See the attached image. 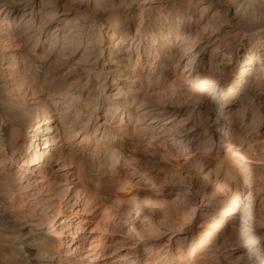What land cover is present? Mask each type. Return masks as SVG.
I'll return each instance as SVG.
<instances>
[{
	"label": "rangeland",
	"instance_id": "1",
	"mask_svg": "<svg viewBox=\"0 0 264 264\" xmlns=\"http://www.w3.org/2000/svg\"><path fill=\"white\" fill-rule=\"evenodd\" d=\"M8 14L28 32L0 23V264H188L208 238L217 264H264V0H0ZM58 113L54 154L29 165L45 141L17 155L22 134Z\"/></svg>",
	"mask_w": 264,
	"mask_h": 264
},
{
	"label": "bare ground",
	"instance_id": "2",
	"mask_svg": "<svg viewBox=\"0 0 264 264\" xmlns=\"http://www.w3.org/2000/svg\"><path fill=\"white\" fill-rule=\"evenodd\" d=\"M26 19L24 18V14L22 15H6L4 17V19L0 20V23L2 25V28L4 31L8 32V34H10L11 36L15 35L14 31L15 30H21L19 33H20V37H25L28 32V29L25 30L24 29V26H26V23H25ZM25 23V25H24ZM145 24V23H144ZM80 27V26H79ZM78 27V28H79ZM78 28H72V32H80V30H78ZM143 29V28H142ZM160 29V28H159ZM139 31V30H138ZM112 37H115V34L112 36ZM157 37V36H156ZM17 38V37H16ZM154 39V38H153ZM152 40V39H151ZM164 40V39H163ZM169 40V39H167ZM103 41V40H102ZM167 42V41H166ZM89 43V42H88ZM138 48V47H137ZM136 48V49H137ZM122 51V50H121ZM140 53V52H139ZM142 54V53H141ZM144 58V57H143ZM142 58V59H143ZM141 63V56L137 59V62L136 64L134 65V67H132L133 70H136V66L140 65ZM139 67V66H138ZM252 69V68H251ZM140 70V69H139ZM260 70V69H259ZM258 70V71H259ZM256 71L255 70H250L249 71V76H252V74ZM139 72V71H138ZM254 75V74H253ZM70 91V90H69ZM69 94L72 95V97L75 95L73 93L68 92L66 91L63 95V97L65 96H68ZM128 104V103H127ZM52 107V104L51 106ZM128 107V106H127ZM130 109V108H129ZM132 109V108H131ZM58 118H50V119H47L44 123V125L39 129V132L36 134H34L33 130H31L30 127H27L25 132L22 134V138H21V141L17 143V150H16V153L17 155L21 154L24 152V150H29V145L30 144H33L34 140H36V138L39 136L42 138H44V147L42 149H38L36 150V160L33 161L32 163H30L29 165H33V164H36L37 160L38 161H43V159H45L46 155L47 156H52L54 153L52 152V148L56 147L57 145H59L58 143V139L59 137H57L60 133H61V128L59 127V124L57 125L56 122L58 121H61L63 122V114H57ZM190 116V115H189ZM194 116H191L189 117L188 119H192ZM197 118V116L195 117ZM64 126V133H69V137H72V135H74L73 137H76L78 136L80 133H84V131L80 130L78 132L74 131V130H69V126H65V124H63ZM255 125V124H254ZM58 134L57 136H54L55 134ZM7 131H6V128L4 127L3 128V124H1L0 122V151H3L5 153L6 150H2L4 149L3 146H5V143H6V137H7ZM67 136V135H66ZM85 135H83L81 138H82V142L84 143H88L89 142V136L86 137L84 139ZM110 138V137H109ZM92 140V139H91ZM36 142V141H35ZM92 142V141H91ZM210 142V141H209ZM30 143V144H29ZM37 143V142H36ZM203 144V143H202ZM87 145V144H86ZM7 147V146H6ZM39 147V146H37ZM109 147V146H108ZM7 152V151H6ZM115 152H113L114 154ZM9 156H12V158L14 157V153L13 151L12 152H8L7 153ZM4 162V159H0V165H2ZM23 173H28V170H24ZM33 173V172H32ZM21 179V178H20ZM59 214V213H58ZM50 222L49 225L51 227V229L54 231H56L57 229V226H56V221H53V220H49ZM67 224V223H66ZM65 224V225H66ZM71 225V224H70ZM64 227L63 225L61 226V228ZM67 228V227H66ZM72 228H70L69 230H71ZM67 230V229H66ZM65 230V231H66ZM54 231V232H55ZM59 231V230H58ZM64 231V232H65ZM63 232V233H64ZM62 232H55L54 234H61ZM62 233V234H63ZM77 233V232H76ZM58 236V235H57ZM61 236V235H60ZM65 236V235H64ZM53 237V236H52ZM74 237V236H73ZM77 238V237H76ZM52 239V238H51ZM61 239V238H60ZM75 240V239H74ZM214 239H211V238H208V239H200V240H197L193 243H191L189 246H190V249L189 251L191 252V256H190V260H188V264H217V258H216V255H215V246H214ZM51 244V243H50ZM52 245V244H51ZM50 245V246H51ZM53 246V245H52ZM63 247V245H62ZM69 247V246H68ZM48 248V247H47ZM64 248V247H63ZM45 249V248H43ZM61 249V248H60ZM65 249V248H64ZM68 249V248H67ZM78 249V248H77ZM76 250V249H75ZM79 250V249H78ZM49 251V250H48ZM60 251V250H59ZM74 251V250H73ZM75 252V251H74ZM79 253V252H78ZM76 253V254H78ZM81 253V251H80ZM251 253V252H250ZM71 254H72V251H71ZM75 254V253H74ZM91 254V252L89 253ZM249 254V253H248ZM92 255V254H91ZM95 255V254H94ZM47 256V255H46ZM75 256V255H74ZM43 257V255H42ZM45 257V256H44ZM91 258V257H89ZM88 259V258H87ZM125 260V259H124ZM92 260H90L91 262ZM123 261V260H122ZM121 260L119 261L122 262ZM94 262V261H93ZM118 262V261H117ZM90 264V263H89Z\"/></svg>",
	"mask_w": 264,
	"mask_h": 264
}]
</instances>
